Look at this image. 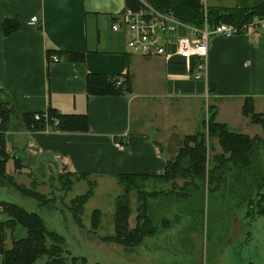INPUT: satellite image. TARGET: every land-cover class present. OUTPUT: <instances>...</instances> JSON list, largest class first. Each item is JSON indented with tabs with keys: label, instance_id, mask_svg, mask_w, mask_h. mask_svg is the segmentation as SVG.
Segmentation results:
<instances>
[{
	"label": "crops",
	"instance_id": "crops-1",
	"mask_svg": "<svg viewBox=\"0 0 264 264\" xmlns=\"http://www.w3.org/2000/svg\"><path fill=\"white\" fill-rule=\"evenodd\" d=\"M259 1L205 0L204 5L205 9L209 5L251 7ZM125 5V0H0V102L10 109L3 132L6 150L20 159L18 170L13 162L14 175L30 176L32 168L46 174L47 166L55 173H86L95 188L104 183L117 187L116 176L123 173L153 179L163 174L170 152L175 151L173 144L199 128L203 99H212L215 120L225 124V116L234 109L248 118L241 114L245 98H252L255 112L264 113V26L252 25L238 34L211 38L205 77L192 79L187 77L186 60L175 54L173 42L167 56L129 52L124 31L112 29ZM34 15L37 23L30 22ZM5 20L16 21L18 28L5 34ZM179 29L176 35L188 36V28ZM67 52L82 53L83 59L69 60ZM91 74L120 80L119 86L128 84V91L90 94L86 79ZM47 108L85 116L86 131H60L50 126L37 130L23 124V114ZM235 120L241 128V119ZM243 134L252 137L259 133L255 129ZM116 142H125V149H118ZM82 182L87 184L81 179L74 185ZM179 182L146 181L151 186L169 184L170 188L183 185ZM83 225L86 227L84 221ZM99 227L90 230L96 234ZM107 234L111 233L101 237ZM9 236H5L6 248L11 245Z\"/></svg>",
	"mask_w": 264,
	"mask_h": 264
},
{
	"label": "rangeland",
	"instance_id": "rangeland-1",
	"mask_svg": "<svg viewBox=\"0 0 264 264\" xmlns=\"http://www.w3.org/2000/svg\"><path fill=\"white\" fill-rule=\"evenodd\" d=\"M225 1L222 0V3ZM186 34L190 36L189 29ZM211 100L203 99L201 111L206 113L208 106L212 105ZM179 103L185 104L183 100H179ZM189 108L196 110L195 106L190 105ZM239 114L234 109L233 113L225 116L226 125L230 129L248 134L256 129L259 133L257 136L264 137L259 124L254 125L248 118L240 117ZM238 118L243 122L241 128L236 124L235 119ZM178 145L173 144L175 151L170 152L173 154L168 155L169 158L176 155ZM258 147V153L250 157L249 165L241 167L228 163L227 167L231 168H225L224 177L210 184H207V179L201 181L196 178L192 182L178 178L183 185L171 188L169 184L151 186L145 183V189L150 191L149 196L156 197L149 199L148 212L155 232L146 236L134 248H126L101 238L102 234L114 231L116 196L123 192V187L117 182L115 188L112 184L105 183L98 185V188L93 185L94 196L92 194L91 201L85 203L82 214L85 227L83 221L82 225L75 223L68 202L70 197L73 198L88 189L86 182L73 185L70 191L62 192L61 183L57 178L59 173H55V170L46 166L44 174L32 168L30 176H26V173L17 176L13 174L11 159L6 171L14 176L16 182L24 181L23 185L27 187L34 183L37 190L45 193L48 198H53L48 204L40 205L34 198L15 189L12 183L0 178V201L16 203L26 210L38 213L49 230L62 234L63 256L67 261L71 256H81L86 259L85 264H264V203L261 199L264 195V141L259 142ZM220 151L217 138H210L209 145L207 143L209 168L216 163L215 156ZM238 163L241 161L238 160ZM257 171L263 175L261 185L254 184ZM162 189L166 191L165 194ZM127 197L130 207L129 222L130 227H133L140 199L135 191H130ZM94 207L100 208L102 213L101 226L96 234L87 227ZM3 219L5 215L0 212V220ZM163 219H166L167 223H163ZM14 235L24 236V228L18 225ZM9 239L7 238V242ZM44 262L45 257H42L34 264Z\"/></svg>",
	"mask_w": 264,
	"mask_h": 264
},
{
	"label": "trees",
	"instance_id": "trees-1",
	"mask_svg": "<svg viewBox=\"0 0 264 264\" xmlns=\"http://www.w3.org/2000/svg\"><path fill=\"white\" fill-rule=\"evenodd\" d=\"M142 1L148 3L158 11L170 14L176 20L190 26L201 27L206 20L210 26L219 23H232L238 26L247 24L254 18H264V0H260L251 7H224L209 5L204 14L203 4L200 0H125L126 7L137 9L142 5ZM5 34L18 28L14 20H5L2 25ZM66 58L73 61L83 59V54L79 52H67ZM192 64V63H191ZM87 92L96 95L114 94L121 91H128V84L125 88L107 78L104 75L91 74L86 79ZM122 88V89H121ZM206 113H202L199 128L192 134L184 135L178 141V150L176 155L166 160V166L163 174L151 176L146 174H118L117 183L123 187L122 194L116 196L115 210L113 216L114 231L111 234L102 236L105 241L122 245L126 248L138 246L146 236L155 232L152 225L149 212V192L145 189V183L148 180H157L159 183L174 182L176 179H184L188 182L207 179V184L224 177L225 168L230 165L244 167L249 165L252 156L257 155L258 143L264 141V137L254 135L253 137L238 133L229 128L225 123L215 120V108L208 106ZM48 120L42 118L34 119V112L22 115L23 124L30 129H46L48 126L60 131H86L87 118L83 115H64L59 114L52 108H47ZM42 113V112H36ZM243 116L248 117L253 124H259L264 134V113H257L254 110L252 98H245L241 107ZM10 118V109L6 108L4 102H0V178L7 180L21 193L34 198L38 204H48L51 199L45 193L37 190V185L32 184L27 187L17 184L11 175L6 173V163L9 159H14V169H20V159L11 155L6 150V138L4 129L8 125ZM57 119L55 123L53 119ZM216 137L221 147V151L215 156L216 163L209 168L207 158V143L210 138ZM226 153H229L226 155ZM255 155V156H256ZM237 159V161H236ZM238 160L241 163H238ZM251 163V162H250ZM230 169L231 167H227ZM58 180L62 192L70 191L77 180L85 179L88 189L81 194L74 196L68 202L74 221L82 225V214L85 202L93 194V185L95 183L89 180L86 173L72 175L69 173L58 175ZM262 173H256L254 184H263ZM262 182V183H261ZM135 191L140 199V204L136 208L133 227H129L130 207L128 193ZM162 193H166L164 189ZM259 194V193H258ZM257 199V198H256ZM264 203V195L261 197ZM0 212L5 215V219L0 220V255L2 260L0 264H34L38 259L45 257L44 264H85L86 259L79 256H71L67 261L63 256L64 238L54 230H49L41 218L34 212L26 210L16 203L0 201ZM101 210L95 208L90 215V228L95 231L101 223ZM163 223H167L163 219ZM22 226L26 233L24 236L14 235L17 226ZM10 234L11 245L5 247V236ZM102 264V263H95Z\"/></svg>",
	"mask_w": 264,
	"mask_h": 264
},
{
	"label": "built area",
	"instance_id": "built-area-1",
	"mask_svg": "<svg viewBox=\"0 0 264 264\" xmlns=\"http://www.w3.org/2000/svg\"><path fill=\"white\" fill-rule=\"evenodd\" d=\"M203 4L205 14V0ZM39 21L37 16L30 18L31 23ZM264 26V18H254L241 26L232 23H219L210 26L206 20L201 27L190 26L176 20L168 13L158 11L142 1L137 9L125 7L112 24L113 30H122L126 34V45L130 53L144 56L168 55V45L175 44V54L186 60L187 77L201 79L207 71L209 41L214 37H228L243 32L252 25ZM179 28H188L190 36L176 35ZM176 35V36H175ZM173 36H175L173 38ZM54 59H56L54 57ZM192 63V64H191ZM117 85L120 80L115 82ZM47 121V112L35 113L34 119ZM55 123L58 120L53 119ZM118 149H125V142H116Z\"/></svg>",
	"mask_w": 264,
	"mask_h": 264
}]
</instances>
